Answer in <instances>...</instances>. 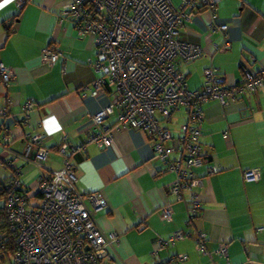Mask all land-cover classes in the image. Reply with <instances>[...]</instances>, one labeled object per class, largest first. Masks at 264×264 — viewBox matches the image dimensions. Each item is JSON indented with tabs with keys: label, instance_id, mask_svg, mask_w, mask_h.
<instances>
[{
	"label": "crops",
	"instance_id": "0c3cea01",
	"mask_svg": "<svg viewBox=\"0 0 264 264\" xmlns=\"http://www.w3.org/2000/svg\"><path fill=\"white\" fill-rule=\"evenodd\" d=\"M18 2L0 0V63L16 75L9 85L0 78V181L17 177L36 195L42 179L63 167L59 150L64 138L73 144L84 142L91 116L110 98L93 96L92 84L100 76L89 63L97 58L94 38L80 39L68 19L60 23L67 0H25L22 7ZM174 4L180 8L181 0ZM182 11L193 17L184 19L180 39L202 51L197 59L179 64L190 91L205 86L207 69L216 70L230 88L244 81L245 70L264 72V0H222L215 13L199 6ZM215 18L228 24L227 33L210 29ZM227 39L228 50L215 49ZM52 45L62 51L54 65L42 59ZM30 101L35 108L26 119L24 106ZM202 111L203 162L194 169L204 181L195 189L202 209L191 223L188 192L181 202L171 193L176 172L156 159L145 132L117 128V109L103 124L112 136L110 144L100 147L90 142L84 152L70 156L80 190L98 193L106 201L99 209L89 205L99 228L119 239L104 264H264V86L238 94L228 105L210 99ZM187 122L182 108L165 125L177 138ZM8 129L14 139L6 146ZM35 134L44 135L49 157L42 166L20 158L17 175L5 161L22 155ZM212 168L216 172L211 173ZM251 169L260 170L258 182L244 180V172ZM166 205L172 206L170 221L161 218ZM180 230L190 236L165 245ZM197 232L207 236V254L196 250ZM224 244L227 258L218 254ZM180 256L186 260L177 261Z\"/></svg>",
	"mask_w": 264,
	"mask_h": 264
},
{
	"label": "built area",
	"instance_id": "2783aa9c",
	"mask_svg": "<svg viewBox=\"0 0 264 264\" xmlns=\"http://www.w3.org/2000/svg\"><path fill=\"white\" fill-rule=\"evenodd\" d=\"M19 6L25 0H18ZM222 0H181L180 8L174 0H67L61 12L60 23L70 20L77 28V35L94 36L97 58L90 65L100 76L93 82V96L110 98L109 104L90 118L91 128L84 142L73 144L65 137L60 147L64 156L63 167L52 170L43 178L38 193L32 195L23 188L16 177L0 183V195L6 193L4 208L7 225L0 226L1 264H104L109 251L119 243L116 234H105L92 216L94 209L106 206L98 193L85 194L79 188V179L70 156L84 152L87 143L107 147L111 134L104 128V121L117 109L118 129L142 130L149 137L156 159L163 161L168 170L177 174L171 193L176 200L184 201L188 192L187 207L190 223L200 214L201 201L195 189L203 187L204 181L194 174L202 164L200 137L204 115L202 104L218 99L224 105L234 101L238 94L256 92L264 86V72L252 74L245 70L244 81L235 88L225 85V79L216 70L205 71V86L190 91L180 63L193 61L201 56V48L183 41L179 29L186 7H205L216 12ZM212 31L228 32V24L215 18ZM231 47L229 39L215 49L224 52ZM59 50L45 49L44 62L54 65ZM0 78L5 85L14 82L13 69L0 63ZM35 108L33 102L24 106L26 119ZM184 108L188 122L180 127V137L175 138L165 125L173 115ZM6 113L2 111L1 114ZM164 123V124H162ZM99 130L96 132L93 129ZM92 129V130H91ZM13 131L8 129L5 145L13 141ZM44 135L35 134L22 155L5 161L15 168L20 158L42 166L49 157L44 146ZM178 153L174 158L173 153ZM211 169V173L216 172ZM246 182H258L259 169L243 174ZM172 206L166 205L161 214L164 221L172 219ZM190 236L180 230L165 243L172 245ZM197 250L207 254V236L197 232ZM89 247V249H87ZM219 254L228 257L227 246L222 245ZM180 256L177 261H184Z\"/></svg>",
	"mask_w": 264,
	"mask_h": 264
},
{
	"label": "trees",
	"instance_id": "16d2710c",
	"mask_svg": "<svg viewBox=\"0 0 264 264\" xmlns=\"http://www.w3.org/2000/svg\"><path fill=\"white\" fill-rule=\"evenodd\" d=\"M200 7V10L201 9H204L205 7H201V6H199ZM72 23V22H71ZM73 24V23H72ZM74 25V24H73ZM74 28H75V30H76V32H77V28H76V26L74 25ZM78 36V35H77ZM79 37V36H78ZM86 37H93L94 38V36H92L91 34H86L84 37H79L80 39H83V38H86ZM51 48H52V50H59L60 51V56H61V54H62V51L60 50V48H58L57 46H51ZM59 56V57H60ZM5 196H6V193H2L1 195H0V202H2V201H4V198H5ZM0 204H2V205H0V226L2 225L3 227H5L6 225H7V219H6V212H5V208H4V202H2V203H0ZM202 205V204H201ZM202 209V208H201ZM200 212H201V210H200ZM199 216H200V214H199ZM199 216H197L196 218H195V220L196 219H198L199 218ZM189 218H190V215H189ZM196 242H197V244H198V240H197V237H196ZM197 244H196V250H197ZM224 245H226V244H224ZM227 246V245H226ZM221 247V246H220ZM219 250H220V248H219ZM219 250H218V254H219ZM198 251V250H197ZM200 253H202V254H205V253H203V252H201V251H199ZM220 255V254H219ZM221 256V255H220ZM0 260H1V262H3V258H2V252H0Z\"/></svg>",
	"mask_w": 264,
	"mask_h": 264
},
{
	"label": "rangeland",
	"instance_id": "374dc122",
	"mask_svg": "<svg viewBox=\"0 0 264 264\" xmlns=\"http://www.w3.org/2000/svg\"><path fill=\"white\" fill-rule=\"evenodd\" d=\"M89 63H90V61H89ZM162 124H164V123H162ZM1 182H3V181H0V183H1ZM0 203H2V202H0ZM0 205H2V204H0Z\"/></svg>",
	"mask_w": 264,
	"mask_h": 264
},
{
	"label": "water",
	"instance_id": "95a60500",
	"mask_svg": "<svg viewBox=\"0 0 264 264\" xmlns=\"http://www.w3.org/2000/svg\"><path fill=\"white\" fill-rule=\"evenodd\" d=\"M87 249H89V247H87ZM0 264H1V260H0Z\"/></svg>",
	"mask_w": 264,
	"mask_h": 264
}]
</instances>
